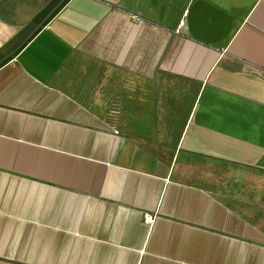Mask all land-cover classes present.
<instances>
[{
  "label": "crops",
  "instance_id": "0c3cea01",
  "mask_svg": "<svg viewBox=\"0 0 264 264\" xmlns=\"http://www.w3.org/2000/svg\"><path fill=\"white\" fill-rule=\"evenodd\" d=\"M0 264H264V0H0Z\"/></svg>",
  "mask_w": 264,
  "mask_h": 264
},
{
  "label": "built area",
  "instance_id": "2783aa9c",
  "mask_svg": "<svg viewBox=\"0 0 264 264\" xmlns=\"http://www.w3.org/2000/svg\"><path fill=\"white\" fill-rule=\"evenodd\" d=\"M183 24H184L183 19H181L180 22H179V24H178V26H177V28L175 29V32H178V31H179V28H180Z\"/></svg>",
  "mask_w": 264,
  "mask_h": 264
}]
</instances>
